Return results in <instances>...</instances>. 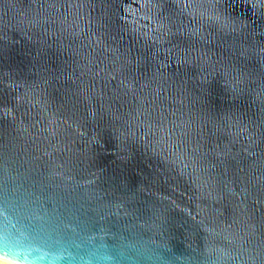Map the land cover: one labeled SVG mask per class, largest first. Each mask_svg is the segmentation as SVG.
I'll return each mask as SVG.
<instances>
[{"label":"water","instance_id":"water-1","mask_svg":"<svg viewBox=\"0 0 264 264\" xmlns=\"http://www.w3.org/2000/svg\"><path fill=\"white\" fill-rule=\"evenodd\" d=\"M0 259L264 264V0H0Z\"/></svg>","mask_w":264,"mask_h":264},{"label":"bare ground","instance_id":"bare-ground-1","mask_svg":"<svg viewBox=\"0 0 264 264\" xmlns=\"http://www.w3.org/2000/svg\"><path fill=\"white\" fill-rule=\"evenodd\" d=\"M0 264H14V263L0 259Z\"/></svg>","mask_w":264,"mask_h":264}]
</instances>
